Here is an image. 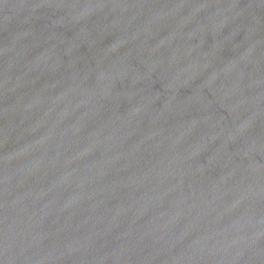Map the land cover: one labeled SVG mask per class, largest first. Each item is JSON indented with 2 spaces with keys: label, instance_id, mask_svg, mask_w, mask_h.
Wrapping results in <instances>:
<instances>
[{
  "label": "water",
  "instance_id": "obj_1",
  "mask_svg": "<svg viewBox=\"0 0 264 264\" xmlns=\"http://www.w3.org/2000/svg\"><path fill=\"white\" fill-rule=\"evenodd\" d=\"M0 264H264V0H0Z\"/></svg>",
  "mask_w": 264,
  "mask_h": 264
}]
</instances>
